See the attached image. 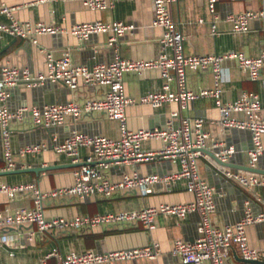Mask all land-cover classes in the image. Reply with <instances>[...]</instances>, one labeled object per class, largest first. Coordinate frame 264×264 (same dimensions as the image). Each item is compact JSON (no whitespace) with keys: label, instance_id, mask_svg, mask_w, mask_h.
Masks as SVG:
<instances>
[{"label":"crops","instance_id":"1","mask_svg":"<svg viewBox=\"0 0 264 264\" xmlns=\"http://www.w3.org/2000/svg\"><path fill=\"white\" fill-rule=\"evenodd\" d=\"M34 0H0V6L15 8L13 19L25 23H44L60 26L66 30L85 22L102 21L106 23L122 22L129 27L123 36L111 45L108 39L111 34L92 35L87 40L79 41L74 36L63 33L54 36L41 35L38 44H32L21 38L8 34H0V49L7 47L0 54V66L12 65L27 69L31 74L45 72V55L50 52L54 57H60L69 50L74 63L91 67L97 63H109L118 53L121 58L135 60H151L160 55L159 38L162 29L153 27L152 0H121L113 8L92 11L85 8L78 0H44L32 4ZM264 8V0L238 2L232 0H216L215 13L212 15L207 8V0H179L169 6L173 22L179 28L183 37V50L186 55L224 54L228 51L242 52L255 57L264 49V19L249 22L248 30L235 33L226 21L230 14H241L248 10ZM11 19L0 12V24H9ZM14 38L16 40L14 41ZM224 67L228 80L222 85V101L233 102L243 91L264 95V69L257 80H249L238 67L235 60H226ZM187 85L192 89L212 85L209 71L187 72ZM163 80L159 71L150 69L141 74L126 73L123 77V90L134 103L126 109L127 127L137 129H161L165 126L172 111H178L181 117H199L205 121V130L209 134V150L232 147L234 153L229 158L227 166H218L213 160L199 158L200 176L215 189V212L211 215L212 225L216 227L232 226L244 215L248 207L253 215L261 211V187L245 189L233 180L227 179L222 170L249 172L248 150L252 146L250 132L246 130L227 128L219 124V113L212 100L202 99L189 103L185 109H180L177 103L166 104L153 109L146 104L138 103L147 94L161 90ZM104 88L99 86H80L70 90L63 84L45 82L34 86L20 84L9 89L7 107L15 110L20 106H43L47 104H63L68 101L83 102L88 99L102 97ZM72 130L87 135H105L117 138L119 125L109 119L103 112L84 114L78 121H67L62 127H34L28 120L12 124V146L16 153L22 146L47 142H61ZM264 143V137L262 138ZM216 145V146H215ZM218 145V146H217ZM161 142L157 139L142 143V150L158 149ZM82 161L90 155L88 149H82ZM16 168L36 166H52L72 164L65 157L57 156L49 148L36 157L20 158L16 156ZM262 165L260 160L258 168ZM4 166L0 139V169ZM178 168L176 160L161 159L139 162L127 166L113 165L104 171L109 179H118L123 173L137 171L141 174L164 175ZM73 168H65L34 173H23L0 177L1 184H33L42 193L69 186L73 183ZM253 173V172H251ZM193 196L185 191L183 184L178 183L170 188L155 186L153 190L142 195L137 191L116 192L111 197L93 196L78 199L74 196L46 197L43 199V215L45 218L96 214H108L121 211L139 210L146 206L160 203H184L191 201ZM32 191L16 193L13 196L0 193V215L12 213L20 207H32ZM200 222L196 213L179 221L171 216H158L155 227L146 230L140 222H124L104 224L94 228L83 229H51L37 233L35 225L11 227L0 230V235L6 242L0 245V264H38L52 248H59L63 253L74 251L78 253L108 252L134 247L147 246L156 243L160 254L154 259H135L113 262L111 264H181L178 258L171 255L173 241L181 239L193 241L197 237V227ZM35 232L33 239H29ZM249 245L253 248L264 247V227L255 223L247 227ZM55 264L54 259L47 260ZM237 264H247L237 261Z\"/></svg>","mask_w":264,"mask_h":264},{"label":"built area","instance_id":"2","mask_svg":"<svg viewBox=\"0 0 264 264\" xmlns=\"http://www.w3.org/2000/svg\"><path fill=\"white\" fill-rule=\"evenodd\" d=\"M44 0H34L32 4ZM66 1V0H64ZM85 8L97 11L113 8L121 0H78ZM179 0H152L153 17L151 25L162 29L159 38L160 55L151 60L124 59L117 53L109 63H97L91 67L74 63L71 52L66 50L60 57L50 52L45 55V72L36 75L27 69L12 65L0 66V139L4 166L0 170L16 169V156L20 158L36 157L49 148L57 156L65 157L72 164H81L73 168V183L42 193L33 184H1L0 193L13 196L19 192L32 191V207H20L12 213L0 215V230L11 227L35 225L36 232L42 233L51 229H83L94 228L104 224L140 222L146 230L155 227L158 216H171L179 221L185 220L189 214L196 213L200 222L197 237L193 241L181 239L173 241L170 253L178 258L181 264H237L239 259L258 261L264 264V247L253 248L249 245L247 227L260 223L264 227V175L251 172L222 170L223 175L245 189L261 187L259 197L261 211L253 215L246 207L243 217L234 225L216 227L210 217L215 212V189L200 176L199 158H213L203 150L214 153L222 163H228L234 153L230 147L209 150V134L205 130L202 118L181 117L179 110L172 111L165 126L161 129L130 130L127 127L126 109L134 100L126 97L123 90V77L126 73L141 74L150 69L159 71L163 80L160 91L143 95L138 103L158 109L166 104L177 103L180 109L189 103L202 99L212 100L219 113V124L227 128H236L250 132L252 146L247 155L251 168L259 167L264 171V95L243 91L233 102L224 103L221 99L222 85L228 80L224 62L235 60L237 67L255 81L264 69V49L255 56L242 52L228 51L224 54L186 55L183 50V37L173 22L169 6ZM250 2L252 0H232ZM216 0H207L209 13L214 15ZM15 8L1 5L0 12L8 16L9 24H0V34L21 38L32 44H38L41 35H57L68 33L79 41L87 40L92 35L111 34L108 44L111 45L123 36L129 27L122 22L106 23L102 21L85 22L72 26L68 30L44 23H21L13 19ZM264 19V8L248 10L241 14H230L226 21L235 33L248 30L249 22ZM264 32V27H263ZM209 71L212 85L192 89L187 85V72ZM45 82L60 83L75 90L80 86H99L104 88L102 97L88 99L81 103L68 101L63 104H47L43 106H20L15 110L7 107L9 89L20 84L34 86ZM103 112L119 125V135L112 138L105 135H87L72 130L61 142L51 146L47 142H37L22 146L15 153L12 146V124L26 120L34 127L45 129L62 127L67 121H78L84 114ZM157 139L161 142L158 149L143 151L142 143ZM216 146V145H215ZM88 149L90 155L82 161V149ZM171 159L176 160L178 168L170 173L141 174L137 171L123 173L112 180L104 171L113 165L127 166L139 162ZM214 161V160H213ZM218 166H221L214 161ZM223 167V166H221ZM183 184L185 191L193 199L184 203H160L146 206L139 210L121 211L108 214L83 215L72 218L43 215V199L46 197L74 196L80 200L93 197H111L116 192L137 191L142 195L149 194L155 186L170 188L175 184ZM31 232L29 239H33ZM6 238L0 235V245ZM160 254L156 243L108 252H74L63 253L59 248H52L38 264H48L54 259L55 264H111L113 262L135 259H154ZM241 262V261H240Z\"/></svg>","mask_w":264,"mask_h":264},{"label":"water","instance_id":"3","mask_svg":"<svg viewBox=\"0 0 264 264\" xmlns=\"http://www.w3.org/2000/svg\"><path fill=\"white\" fill-rule=\"evenodd\" d=\"M16 40V38H14V41ZM7 47L1 48L0 49V54H2ZM205 153L209 154L214 161H216L218 164H220L221 166H227L228 163H222L220 162L214 155L213 152L208 151V150H203ZM81 164H60V165H52V166H36V167H28V168H16L13 170H0V177L3 176H9V175H17V174H23V173H34L36 175H38L40 172H46V171H52V170H59V169H65V168H75L78 167ZM249 172H253V173H257L260 175H264V171L260 168H247L246 169ZM239 261L247 263V264H256V263H260L258 261H245V260H241L239 259Z\"/></svg>","mask_w":264,"mask_h":264}]
</instances>
